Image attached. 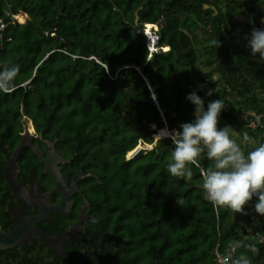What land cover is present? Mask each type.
<instances>
[{
    "label": "trees",
    "instance_id": "trees-1",
    "mask_svg": "<svg viewBox=\"0 0 264 264\" xmlns=\"http://www.w3.org/2000/svg\"><path fill=\"white\" fill-rule=\"evenodd\" d=\"M0 18V162L27 118L59 139L69 167L92 174L82 185L95 219L62 262L45 254L37 264H219L218 243L264 264V240L247 231L254 217L264 236L258 198L247 212L215 206L202 186L206 152L185 180L167 169L171 138L156 137L195 118L186 95L196 89L205 107L225 101L219 125L246 151L264 143V62L247 46L264 27V0H0ZM157 22L166 50L150 55L144 27ZM141 141L153 147L129 159Z\"/></svg>",
    "mask_w": 264,
    "mask_h": 264
},
{
    "label": "flooded vegetation",
    "instance_id": "flooded-vegetation-1",
    "mask_svg": "<svg viewBox=\"0 0 264 264\" xmlns=\"http://www.w3.org/2000/svg\"><path fill=\"white\" fill-rule=\"evenodd\" d=\"M22 141L25 146L19 153L17 149ZM51 143H54L57 154L66 160L57 163L63 179L66 180V202L62 210L54 207L62 204L64 193L55 189V178L46 171L47 164L35 151V147H38L43 156L49 158L54 150ZM24 153L35 155L34 162L23 160ZM72 160L73 158H68L63 153L58 138H45L41 132L36 131L34 126H24L18 144L13 148L7 146L6 156L0 162V227L4 231H11L27 217L43 211L46 215L37 221L35 226L46 230L54 237L78 224L79 228L73 235L66 237L57 249L55 246L44 244L37 237L25 235L24 243L19 241L13 247L0 250V264H6L4 262L27 264V260L29 264H34L35 260L31 257L40 258L45 254L50 260L56 259L62 262L56 256L64 257L71 240L87 232V224L95 219V215L89 196L85 192L86 184L82 185V182L92 174H85L83 171L76 173L72 167L68 166ZM10 183L14 189L10 187ZM6 254L9 255L7 259L4 258Z\"/></svg>",
    "mask_w": 264,
    "mask_h": 264
},
{
    "label": "clouds",
    "instance_id": "clouds-1",
    "mask_svg": "<svg viewBox=\"0 0 264 264\" xmlns=\"http://www.w3.org/2000/svg\"><path fill=\"white\" fill-rule=\"evenodd\" d=\"M250 22L255 23L253 18ZM212 43L220 45L222 41L213 39ZM247 46L253 56L259 53L258 59L264 62V27H253ZM213 92L216 88H209L206 95L211 96ZM156 96L154 92L153 99ZM186 98L195 105V118L181 122L178 128L167 129L166 136L174 144L171 161L167 164L169 173L191 180L193 170L189 165H199L198 157L206 152L213 163L202 169L205 197L215 206H225L236 212H247L245 205L253 203V197H257L255 211L264 214V143L246 151L230 132L229 125H219L221 113L226 108L221 97L208 101L207 107L196 89L187 93ZM245 139L255 144L247 134ZM178 202L182 204L180 197ZM219 264H251V260L244 254L233 257L227 253L220 257Z\"/></svg>",
    "mask_w": 264,
    "mask_h": 264
},
{
    "label": "water",
    "instance_id": "water-1",
    "mask_svg": "<svg viewBox=\"0 0 264 264\" xmlns=\"http://www.w3.org/2000/svg\"><path fill=\"white\" fill-rule=\"evenodd\" d=\"M30 124L32 123L29 122L28 119L26 118L25 126L26 127L30 126ZM51 145L54 147V150L49 158H45L43 156V153L38 147H35V151L41 157V160L47 164L46 171L55 178V181H56L55 189L62 191L64 193V200L62 204L54 207L55 209L62 210V207L66 202V195H65L67 193L66 180L63 179L61 170L59 167H57V163L64 162L66 160L63 157H61L59 154H57V152L55 151L54 143H51ZM23 146H25L24 141L21 142V145L17 149L19 153ZM138 149H141V146H138ZM10 187L14 189L11 183H10ZM44 215L46 214H44L43 211H41L30 217H27L25 221H23L22 223H18L11 231H8V232L4 231L0 227V250H6L10 247H13L19 241L24 243L25 235H29L31 237H37L44 244L49 245V246H55V249H57L58 245H60L66 237L73 235L75 233V230L79 228V224H78L77 226L71 228L70 230L65 231L61 233L60 235H57L54 237L52 234L48 233L46 230L39 229L35 226V223L39 221Z\"/></svg>",
    "mask_w": 264,
    "mask_h": 264
},
{
    "label": "built area",
    "instance_id": "built-area-1",
    "mask_svg": "<svg viewBox=\"0 0 264 264\" xmlns=\"http://www.w3.org/2000/svg\"><path fill=\"white\" fill-rule=\"evenodd\" d=\"M12 20L15 21L18 19L16 18V14H13L12 15ZM7 25L6 21L4 20V18H0V33L4 30L5 26ZM148 24H145V27H144V33L145 35L147 36V41H148V47H149V50H150V55H152L154 52H159L161 50H166L165 48L166 47H163V46H160L159 45V40H160V36H159V25L160 23L157 22V23H153V28H152V35H149L147 33V26ZM54 34V33H52ZM163 129H168V127L166 126L165 128ZM159 132V137L158 138H161V137H165L166 136V133H164L163 135L161 134L162 132V129L158 130ZM157 138V139H158ZM143 144H145V146H143ZM149 144L147 143H143L141 141V143L138 145V146H141V149H138V146L133 149L132 151H130L127 155V157L130 159V158H133L140 150L142 149H150L152 148L153 146L150 144V146H148ZM248 234L250 235H254L257 239H259V241H263L264 240V236L256 230V224H255V218L252 217L251 220H250V223L248 225ZM219 246H220V243L217 244V247H216V250H215V253H216V259H217V262L219 263V259L220 257L224 256L225 254L227 253H223L219 250ZM236 251V246H232L231 247V250L228 252V253H231L232 255L235 253Z\"/></svg>",
    "mask_w": 264,
    "mask_h": 264
},
{
    "label": "rangeland",
    "instance_id": "rangeland-1",
    "mask_svg": "<svg viewBox=\"0 0 264 264\" xmlns=\"http://www.w3.org/2000/svg\"><path fill=\"white\" fill-rule=\"evenodd\" d=\"M239 18L242 20V21H244V22H248V20H246L247 18H245V16H244V14L243 13H240V15H239ZM147 27H149V25H147ZM203 68H205V69H207L206 67H203ZM153 128H155V126L153 127ZM159 131H157V133H156V137L158 138L159 137V133H158ZM162 132V131H161ZM164 133H166V132H162L161 134L163 135ZM143 146H145V144H143ZM148 146H150V145H148Z\"/></svg>",
    "mask_w": 264,
    "mask_h": 264
},
{
    "label": "bare ground",
    "instance_id": "bare-ground-1",
    "mask_svg": "<svg viewBox=\"0 0 264 264\" xmlns=\"http://www.w3.org/2000/svg\"><path fill=\"white\" fill-rule=\"evenodd\" d=\"M148 25H149V24H148ZM146 28H147V33H148L149 35H152V28H153V25H151V26H149V27L146 26ZM162 132H167V130H166V129H162Z\"/></svg>",
    "mask_w": 264,
    "mask_h": 264
},
{
    "label": "crops",
    "instance_id": "crops-1",
    "mask_svg": "<svg viewBox=\"0 0 264 264\" xmlns=\"http://www.w3.org/2000/svg\"><path fill=\"white\" fill-rule=\"evenodd\" d=\"M152 24H149V26H151Z\"/></svg>",
    "mask_w": 264,
    "mask_h": 264
}]
</instances>
